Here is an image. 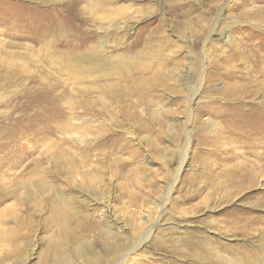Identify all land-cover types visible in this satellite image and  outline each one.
Here are the masks:
<instances>
[{"label":"rangeland","instance_id":"rangeland-1","mask_svg":"<svg viewBox=\"0 0 264 264\" xmlns=\"http://www.w3.org/2000/svg\"><path fill=\"white\" fill-rule=\"evenodd\" d=\"M225 2L0 0V264H264V131L221 116L264 110V0Z\"/></svg>","mask_w":264,"mask_h":264},{"label":"bare ground","instance_id":"bare-ground-1","mask_svg":"<svg viewBox=\"0 0 264 264\" xmlns=\"http://www.w3.org/2000/svg\"><path fill=\"white\" fill-rule=\"evenodd\" d=\"M110 1L116 2L117 0H110ZM225 1H226L225 4H227L231 0H225ZM261 13H262V15L264 17V10L258 11L257 14H261ZM116 15L119 16V14H116ZM259 17L260 16H258V18ZM108 18H109V16H108ZM259 29H261V31L264 32V27H259ZM262 35H264V34L262 33ZM246 53L251 56V59L249 57H247L248 55L244 58V61L246 62L244 64H247L249 66V69H250V71L248 72V75L249 76H252L253 75L252 77L255 76L256 78L258 76L264 77V52L259 55V51H257L256 49H252V50L246 51ZM241 54H243V53H241ZM76 57H78V56H76ZM98 58H99L98 52L97 51H94V52L91 51V53L88 54V55H85L83 57H78V63H80V64L96 63L98 61ZM257 58H259L260 60L259 61H256ZM201 62L202 61L200 59L199 60V64H201ZM198 69H199V67H198ZM189 73H190L189 69H187V71H185L184 73H179V74H181L182 78H184L182 80L180 79V82H182L184 84L188 83L189 82L188 81L189 80ZM201 82H203V70H201V72H200V77H199V83L200 84L198 83V86H196L193 89H191V88H190V90L188 88L185 89L186 92H187V94H188V99H187L188 108H187V112H186V113H188V117H187L188 121L191 119V109H189V107H190L193 99L195 98V96L198 94V91L200 90ZM255 83H257V80L256 79H255ZM250 84H252V83L251 82L248 83L245 87H240L238 89L235 88L236 90L234 89L235 91L233 92L232 98L233 99L243 98V100H244V98H246V97L254 96L255 95V92L254 93L253 92H248L250 90V89L248 90V88H250L252 86V85L250 86ZM122 93H123V91H122ZM242 94H244V97L242 96ZM113 97L114 96H112V99H113ZM122 97H123V94H122ZM231 112H234V113L230 114ZM221 116H222L223 119H225L226 124H228L229 129L230 128L232 129V128H236L237 127V130L239 131L240 126H242L244 128L247 125V126L251 127V129L253 130V132H255L256 134L259 131H264V110L262 108L256 107L254 109H250L249 112H244L243 114L240 113L239 111H236V110L232 109L227 115L223 116V114H221ZM241 124H243V125H241ZM66 126H68V125H66ZM234 133H235V135H238L237 132H234ZM247 137H248L247 135L244 136L245 139ZM15 140L16 139L12 138V136H10V138L4 137V136H0V153L4 152L7 149H10L14 145V143L17 142ZM188 144L189 143H187V145H186V147H187L186 149H188ZM9 145H11L10 148H9ZM186 152H187V150L184 152V159H185ZM17 154H19L18 151H17V149H10L8 151V153H7V156L5 158H3V162H5V161L8 162V160H12V158L15 157ZM28 163L30 165V162H28ZM31 163H32V161H31ZM183 164H184V161L182 162L181 165L183 166ZM12 166L13 165H10L11 168H12ZM235 169H239V166L236 165L235 168H233V169L231 168V169H229L227 171L231 173ZM239 170H241V171H238V172L234 173V175L231 176V178H230L231 184H232L233 187L238 186L241 183L242 184L243 183H247L249 185H252L253 183L257 182L256 180L260 179V177L262 176V174L264 172V167H261L258 170L257 169H251L252 172H249L247 170H242V169H239ZM7 171H9V170H7ZM0 172H3V170L1 168H0ZM4 173H5V171H4ZM172 190H173V187H170L168 190H166L165 196H166L167 199H168L170 193L172 192ZM167 199L165 201H167ZM243 228H247V225L246 226H243ZM147 234H149V231H148ZM147 236L148 235H146V237H144L143 240H146ZM136 247H137V245L134 247V249ZM215 259H217L216 260V264H229L221 256H217V258H215Z\"/></svg>","mask_w":264,"mask_h":264}]
</instances>
